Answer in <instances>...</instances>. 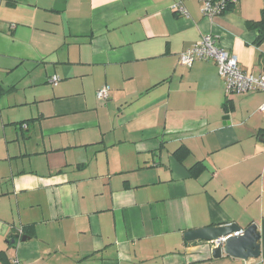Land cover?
<instances>
[{
    "label": "crops",
    "instance_id": "0c3cea01",
    "mask_svg": "<svg viewBox=\"0 0 264 264\" xmlns=\"http://www.w3.org/2000/svg\"><path fill=\"white\" fill-rule=\"evenodd\" d=\"M58 5L0 0V264H264V92L179 62L213 35L262 75L264 0ZM230 224L258 226V259L184 237Z\"/></svg>",
    "mask_w": 264,
    "mask_h": 264
},
{
    "label": "built area",
    "instance_id": "2783aa9c",
    "mask_svg": "<svg viewBox=\"0 0 264 264\" xmlns=\"http://www.w3.org/2000/svg\"><path fill=\"white\" fill-rule=\"evenodd\" d=\"M203 4L202 12L205 16L213 18L223 14L231 6L236 5L241 0H200ZM173 9L181 15H187V10L181 2H176ZM196 61L213 62L218 69L219 76L223 79L226 92L230 94H252L264 92V74L254 75L243 71L239 66L238 58L217 45V38L213 35H205L195 45L181 53L179 62L182 66L191 67ZM51 83L58 86L60 78L54 76ZM111 88L104 86L97 91V98L100 101L109 99ZM264 112V105L261 107ZM243 231L235 233L239 236ZM22 234V230H20ZM226 238H221L213 244L215 247L223 244ZM12 264H20L19 260L12 261Z\"/></svg>",
    "mask_w": 264,
    "mask_h": 264
},
{
    "label": "water",
    "instance_id": "95a60500",
    "mask_svg": "<svg viewBox=\"0 0 264 264\" xmlns=\"http://www.w3.org/2000/svg\"><path fill=\"white\" fill-rule=\"evenodd\" d=\"M66 0H59L60 10L65 6ZM264 74V68H263ZM264 142V139H263ZM243 231L239 236L235 233ZM187 242H208L211 245V254L214 259H220L223 254L238 260L249 261L250 259H258L261 256L260 233L258 226L253 224L246 229H242L237 224L227 226L207 227L197 230H191L184 234ZM226 241L215 247L214 242L226 238ZM26 237L22 240L26 241Z\"/></svg>",
    "mask_w": 264,
    "mask_h": 264
},
{
    "label": "trees",
    "instance_id": "16d2710c",
    "mask_svg": "<svg viewBox=\"0 0 264 264\" xmlns=\"http://www.w3.org/2000/svg\"><path fill=\"white\" fill-rule=\"evenodd\" d=\"M256 29H258L260 35H259V39L260 41L264 40V13H263V18L260 22H258L256 25H255ZM204 169V166L200 163V164H197L195 167H193L190 172L193 174V175H197L198 173L202 172Z\"/></svg>",
    "mask_w": 264,
    "mask_h": 264
},
{
    "label": "rangeland",
    "instance_id": "374dc122",
    "mask_svg": "<svg viewBox=\"0 0 264 264\" xmlns=\"http://www.w3.org/2000/svg\"><path fill=\"white\" fill-rule=\"evenodd\" d=\"M22 111H17V113H21Z\"/></svg>",
    "mask_w": 264,
    "mask_h": 264
}]
</instances>
